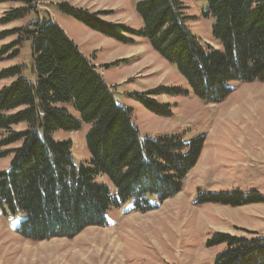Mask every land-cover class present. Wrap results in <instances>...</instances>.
<instances>
[{
  "label": "trees",
  "instance_id": "16d2710c",
  "mask_svg": "<svg viewBox=\"0 0 264 264\" xmlns=\"http://www.w3.org/2000/svg\"><path fill=\"white\" fill-rule=\"evenodd\" d=\"M34 1L0 0L26 6L8 12L0 23L22 19ZM188 1L132 0L143 24L139 33L102 21L100 13L68 4L59 10L120 44H133L132 37L147 41L207 104L223 102L232 81L264 82V0H196L203 2L201 17L213 20L216 47H204L192 33L189 22L196 18L187 14ZM22 35L31 42L34 82L21 76V66L0 73V81L14 79L0 89V160L12 156L9 168L0 171V209L24 216L17 230L21 237L73 239L87 228L104 227L113 208L132 201L135 211L145 213L153 209L151 198L164 202L182 191L204 139L184 144L178 136L141 137L132 110L117 104L101 73L58 25L37 23ZM18 45L2 47L0 59H15ZM176 93L183 92L158 88L136 98L151 112L169 116L171 108L153 98ZM20 126L21 131L13 130ZM84 126L90 160L77 164L72 143L58 141L55 134L78 133ZM13 145L19 147L9 150ZM199 198V203L230 207L264 203L256 193L237 191ZM221 244L226 249L214 264H264L263 237L215 234L209 242Z\"/></svg>",
  "mask_w": 264,
  "mask_h": 264
},
{
  "label": "rangeland",
  "instance_id": "374dc122",
  "mask_svg": "<svg viewBox=\"0 0 264 264\" xmlns=\"http://www.w3.org/2000/svg\"><path fill=\"white\" fill-rule=\"evenodd\" d=\"M62 4L100 13L102 21L137 33L143 28L132 0H35L22 19L0 23V49L19 42L15 59L8 60L7 55L0 59V73L21 66V76L33 83L31 42L23 38V30L53 22L101 73L117 104L132 110L141 137L178 136L184 144L201 138L204 148L180 193L164 202L151 198L153 209L145 213L135 211L132 201L113 208L104 227L87 228L73 239H24L17 231L24 216L0 209V264H214L226 249L224 244L209 245L215 234L264 238V203L240 207L199 203V197L208 193L237 191L264 198V82L232 81L228 84L232 92L223 102L207 104L194 95L176 65L162 59L147 41L132 37L133 44H120L63 14ZM187 6L188 16L196 18L189 22L192 33L204 47L215 46L213 20L201 17L203 2L190 0ZM19 8L26 6L1 3L0 20ZM13 80L0 81V89ZM158 88L183 92L153 98L171 108L169 116L151 112L136 98ZM67 108L78 118L72 107ZM87 131L84 126L78 133L55 134L58 141L72 143L77 164L90 160ZM11 159L0 160V171L9 168Z\"/></svg>",
  "mask_w": 264,
  "mask_h": 264
},
{
  "label": "bare ground",
  "instance_id": "6f19581e",
  "mask_svg": "<svg viewBox=\"0 0 264 264\" xmlns=\"http://www.w3.org/2000/svg\"><path fill=\"white\" fill-rule=\"evenodd\" d=\"M8 212V211H7Z\"/></svg>",
  "mask_w": 264,
  "mask_h": 264
}]
</instances>
